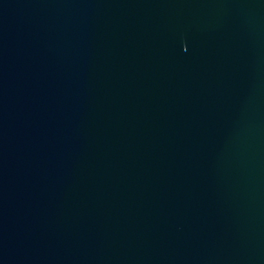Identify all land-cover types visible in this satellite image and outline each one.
I'll use <instances>...</instances> for the list:
<instances>
[{"label": "water", "instance_id": "1", "mask_svg": "<svg viewBox=\"0 0 264 264\" xmlns=\"http://www.w3.org/2000/svg\"><path fill=\"white\" fill-rule=\"evenodd\" d=\"M0 264H264V0H0Z\"/></svg>", "mask_w": 264, "mask_h": 264}]
</instances>
